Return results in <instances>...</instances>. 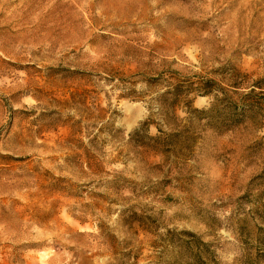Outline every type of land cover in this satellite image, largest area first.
Wrapping results in <instances>:
<instances>
[{
    "label": "rangeland",
    "instance_id": "obj_1",
    "mask_svg": "<svg viewBox=\"0 0 264 264\" xmlns=\"http://www.w3.org/2000/svg\"><path fill=\"white\" fill-rule=\"evenodd\" d=\"M262 79L264 0H0V264H177L187 234L264 264V111L220 104L189 156L130 139L177 83L209 111Z\"/></svg>",
    "mask_w": 264,
    "mask_h": 264
},
{
    "label": "trees",
    "instance_id": "obj_2",
    "mask_svg": "<svg viewBox=\"0 0 264 264\" xmlns=\"http://www.w3.org/2000/svg\"><path fill=\"white\" fill-rule=\"evenodd\" d=\"M264 82L263 79L257 81L259 85ZM259 88H261L259 86ZM181 85L179 83L167 89L158 98L157 112H151L142 126L136 128L130 133V139L139 146L152 149L163 154L166 157L170 156H189L193 152V148L198 141V134L194 127L196 121L212 111H216L220 104H223V110L227 112V117L230 120L239 119L245 112L259 109L261 113L264 111V94H261V99L254 101H241L240 104L230 100V96L223 90L222 97L215 96L212 107L209 111L199 110L192 107V102L189 100H181ZM208 91V90H207ZM262 92V91H261ZM207 93V92H205ZM209 93V92H208ZM254 93L251 89L245 96H250ZM185 107L186 117L180 118L176 114V106L181 104ZM158 115L161 122H156L152 119L153 115ZM154 124L158 134L150 136L148 134L149 126ZM166 128V130L163 129ZM190 238L185 242L188 249L185 256L181 255L177 258V264H217L209 252L206 245L194 234H187ZM206 253V256H203Z\"/></svg>",
    "mask_w": 264,
    "mask_h": 264
},
{
    "label": "bare ground",
    "instance_id": "obj_3",
    "mask_svg": "<svg viewBox=\"0 0 264 264\" xmlns=\"http://www.w3.org/2000/svg\"><path fill=\"white\" fill-rule=\"evenodd\" d=\"M200 98V100H202L203 99V97H199Z\"/></svg>",
    "mask_w": 264,
    "mask_h": 264
}]
</instances>
